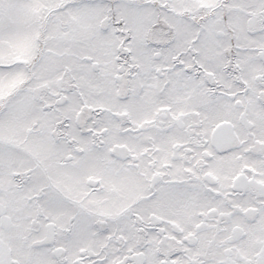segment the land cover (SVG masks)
<instances>
[{"label":"snow or ice","instance_id":"snow-or-ice-1","mask_svg":"<svg viewBox=\"0 0 264 264\" xmlns=\"http://www.w3.org/2000/svg\"><path fill=\"white\" fill-rule=\"evenodd\" d=\"M0 264H264V0H0Z\"/></svg>","mask_w":264,"mask_h":264}]
</instances>
